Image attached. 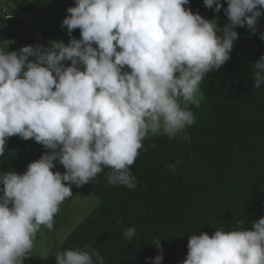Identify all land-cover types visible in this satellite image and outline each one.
Returning a JSON list of instances; mask_svg holds the SVG:
<instances>
[{
    "label": "clouds",
    "instance_id": "clouds-1",
    "mask_svg": "<svg viewBox=\"0 0 264 264\" xmlns=\"http://www.w3.org/2000/svg\"><path fill=\"white\" fill-rule=\"evenodd\" d=\"M74 2L62 21L70 36L67 45L49 41L48 46L0 49V157L15 135L49 150L22 174L0 173V264H22L41 226L53 228L60 205L73 195L72 185L89 184L109 168L108 184L135 189L130 166L149 133L169 139L183 134L190 143L186 129L196 120L188 104L201 81L230 59L238 39L233 29L246 25L255 34L264 14V0H226L229 23L220 28L215 19L184 7L190 0ZM203 4L214 13L222 7L220 0ZM77 28L79 39L71 37ZM253 66V87L260 88L264 55ZM54 161L63 173L52 171ZM175 166L167 167L175 171ZM123 235L130 241L136 229ZM158 242L160 254L146 258L150 264L163 260ZM55 260L104 264L92 248L57 252ZM182 264H264V217L251 230L189 236Z\"/></svg>",
    "mask_w": 264,
    "mask_h": 264
},
{
    "label": "trees",
    "instance_id": "trees-1",
    "mask_svg": "<svg viewBox=\"0 0 264 264\" xmlns=\"http://www.w3.org/2000/svg\"><path fill=\"white\" fill-rule=\"evenodd\" d=\"M220 3L218 13L206 8L203 0H190L184 7L205 19H215L223 28L229 23L224 13L227 3ZM35 4L57 7V15L39 37L24 19ZM72 6L74 0H0V49L48 46L49 41L67 45L70 36L62 21ZM233 30L238 39L233 42L230 59L206 74L199 85V100L188 104L196 120L186 129L190 143L184 142L183 134L173 139L162 134L160 140L146 136L130 166L137 181L135 189L108 184L105 173L109 168L89 184L72 185L73 195L62 204H69L77 194L93 195L97 203L46 264H56L57 252L88 248L99 252L104 264H150L146 258L160 254L154 244L157 240L161 264H182L189 236H211L217 229L251 230L252 223L264 217V84L253 87V65L264 55V40L260 39L264 14L257 19L255 34L246 25ZM71 37L79 39L80 30H73ZM48 151L34 139L12 136L0 157V173L22 174L29 163ZM54 163L52 171H65L58 161ZM169 164L176 165L175 171ZM129 227L136 229L130 241L123 235ZM34 249L35 243L22 264H35L31 257Z\"/></svg>",
    "mask_w": 264,
    "mask_h": 264
},
{
    "label": "rangeland",
    "instance_id": "rangeland-1",
    "mask_svg": "<svg viewBox=\"0 0 264 264\" xmlns=\"http://www.w3.org/2000/svg\"><path fill=\"white\" fill-rule=\"evenodd\" d=\"M4 10L8 12L5 7ZM56 15V6L50 7L43 4H35V7L24 15V19L31 24L34 33L39 37L43 27L51 22ZM237 55L241 59V53ZM199 98L200 93L198 91L194 102L196 103ZM147 136L160 140L162 133H149ZM96 203L97 199L93 195L83 196L82 194H77L69 204H61L58 213L54 216L53 228L49 230L42 225L36 233L34 239L35 249L31 254L35 264H46L67 235L95 207Z\"/></svg>",
    "mask_w": 264,
    "mask_h": 264
}]
</instances>
